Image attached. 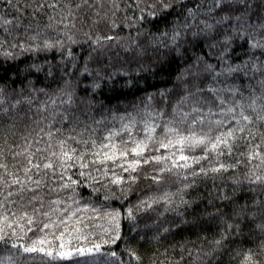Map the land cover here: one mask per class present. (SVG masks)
Returning <instances> with one entry per match:
<instances>
[{
  "label": "snow or ice",
  "instance_id": "obj_1",
  "mask_svg": "<svg viewBox=\"0 0 264 264\" xmlns=\"http://www.w3.org/2000/svg\"><path fill=\"white\" fill-rule=\"evenodd\" d=\"M109 3L101 15L89 0H0V68L4 72L0 80L21 82L20 98L11 103L0 88V117L13 121L8 127H15V114L27 104L28 118L36 126L25 138L26 147L13 153L14 158L26 157L22 169L10 171L0 160V245L8 252L0 257V264H24V256L29 257L27 264H115L118 253L104 252L103 246L122 238L123 217L119 209L106 212L115 228L105 231L114 238L88 244L81 217L87 219L89 212L99 215L100 209L91 196H83L85 189L98 194L103 182L105 187L117 185L124 192L125 182L135 183L140 166L153 161L162 166L145 174V179L157 185L165 172L173 170L183 172L187 181L188 175L238 169L243 160L226 163L225 157L231 158L240 147L246 149L239 154L246 157L248 170L242 177H232V196L217 190L219 200L227 204L207 217L209 224L219 221V230L208 250L197 248L194 258L191 251L188 256L192 264H205L218 252H227L238 264H259L257 255L264 251V240L254 252L245 246V238L246 234H264V0ZM89 10L94 16L88 30L82 31L77 23H87ZM120 12L122 18L117 15ZM125 29L127 37L120 35ZM78 33L82 39L77 38ZM84 45L88 52L81 63L82 51L75 48L83 50ZM149 48L155 62L182 60L187 67L180 69L174 88L148 93V103L134 113L112 111L111 120L120 126L109 128L105 117L94 118L95 96L107 85L114 92L117 78L128 73L113 68L111 56L107 64L102 57L121 49L126 53L124 63L136 62L139 70L147 71L150 65L146 67L140 59L146 58ZM92 63L100 66L92 68ZM108 68L113 70L105 71ZM57 73L63 86L54 92L36 87L41 75L44 81L53 82ZM73 77L77 87H72ZM25 81L32 95H24ZM80 82H84L82 88ZM132 83V79L125 81L126 85ZM78 88L87 97H81V102L88 105L79 116L73 111ZM41 94L44 100H39ZM157 96L160 107L151 103ZM100 107L104 108L103 103ZM80 116L92 119V127L85 124L78 131ZM101 125L105 135L97 139ZM158 129L163 130L159 138ZM161 149L165 151L160 153ZM149 151L160 154L145 156ZM190 186L185 182L178 190V201L176 194L165 190L139 201L136 207L161 205L159 215L173 212L183 217L181 206H191L184 199V190ZM126 212L129 221L137 220L132 206ZM172 223L176 227L189 224L187 220ZM163 231L167 233L169 228ZM73 239L88 246H74ZM128 256L127 261L120 256L119 264H132L133 260L139 264L141 257L135 250L129 249ZM176 264H185L184 256Z\"/></svg>",
  "mask_w": 264,
  "mask_h": 264
},
{
  "label": "trees",
  "instance_id": "obj_2",
  "mask_svg": "<svg viewBox=\"0 0 264 264\" xmlns=\"http://www.w3.org/2000/svg\"><path fill=\"white\" fill-rule=\"evenodd\" d=\"M90 3L95 5L101 12V15L107 11L110 7L109 0H89ZM103 5V7H101ZM119 17H123V13H117ZM94 16L93 10H89L86 15L87 23L81 25L77 23L78 28H82V31L88 30V24ZM27 22V21H25ZM46 22V21H45ZM128 30L125 29L120 33L121 36L127 37ZM132 35H135L133 31ZM78 39H82V35L77 34ZM77 52L82 51L80 62L83 63V56L87 55L88 48L84 45L83 50L79 47L75 48ZM119 52V56L116 53ZM191 55V53L189 54ZM112 57V65L115 69H126L128 75H121L117 78L115 84V91L110 92L108 88L111 85H107L102 93H97L95 96L96 103L92 105V111L94 118L100 120L101 117H105V124L109 128L115 126L119 128V123L111 120L112 111L118 113L132 112L134 113L139 108H142L147 101L148 93H156L162 89H172L177 83V75L180 69L187 67L182 60H174L167 63L155 62V56L152 53V49L149 48L146 53V58L140 59V63L146 67L150 65L147 71L139 70V64L136 62L124 63L126 53L121 49H113L112 52L105 53L102 57V63L107 64L108 57ZM52 57L50 56L49 59ZM59 59V57H56ZM23 67V62L19 65ZM100 65L92 63L90 67L96 68ZM112 68L105 69V71H112ZM3 69L0 68V75H3ZM59 73H57V81L48 82L44 81L43 75L40 77V82L36 83L37 88L47 87L49 91H55L58 86H63V81H59ZM15 79V77H13ZM31 79H36L31 77ZM73 79L72 87H77L75 77ZM132 79L133 83L126 85L125 81ZM24 95H32L25 81ZM84 86V82H80L79 88ZM0 88L4 89L5 95L9 98V103L20 98L18 93L20 92L21 82L16 80L15 83L9 79L0 80ZM77 89L76 100L77 104L73 106V111L79 116L80 112H84L88 105L81 102V97L85 100L87 97L84 93ZM45 97L41 94L39 100H44ZM100 103H103L104 108L100 107ZM156 107H160L161 101L157 96L152 102ZM118 106V107H117ZM28 105L22 104L19 111L14 116L15 127H8L13 121H10L7 117H0V150L3 151V162L7 163L8 169L14 171L15 169H22L26 164V157L22 155L13 157L14 152H20L26 147L25 138L28 137V133L35 129V125L29 120ZM168 112H171V107L168 108ZM87 124L90 128L93 125L92 119H88L84 116H80L77 130ZM59 126V125H57ZM142 127V126H138ZM163 130L158 129V136ZM105 135L103 131V125L99 126L97 131V139L102 138ZM139 135L142 137L143 133ZM127 139L126 136H123ZM18 146V147H16ZM35 149L33 148V151ZM244 147H240L233 152L231 158L225 157V162L235 163L236 160H243L238 169H229L226 172L214 174L209 172L207 176L199 175L198 177H192L188 175L187 181L184 180L183 172L180 174L176 170L172 172H165L163 174L164 179L161 184L157 185L151 179H145V174H153V169L162 165L153 161L150 164H142L140 170L136 173L139 179L135 183L125 182V191L121 192L119 186L108 184L105 187L102 182L99 187L101 191L98 194H93L90 189H85L83 196L85 198L91 196L93 205L100 209L99 215L95 213H87V219L81 217V222L84 225L82 228L83 233L87 236L88 244L98 242L104 238H114L110 236L108 231L113 230L115 226L110 223L109 217L105 215L106 212H110L113 209H119L121 212V232L122 238L116 241V244H109L103 246L104 252L116 251L118 253L115 258V264H119L120 256L127 261L129 259L128 250H135L141 257L139 264H176L181 256L185 258V264H192V259L189 258L188 253L191 251L192 258L196 256V249L203 247L208 250L211 247V240L218 232L217 220L214 224L208 223L207 213H212L216 208L224 209L227 201L221 202L217 195V190L220 192H226L229 196L233 195V180L232 177L239 175L243 176L248 170V164L246 157L240 156V152L245 151ZM165 150L161 149L160 153ZM155 151H149L144 155H156L160 154ZM198 154V153H197ZM44 155H47L46 153ZM130 155H132L130 153ZM207 167V161L202 162ZM259 163V161H255ZM127 166V165H125ZM116 171H120L116 169ZM2 172V170H0ZM158 174V173H156ZM127 177V173H123ZM108 179H111L109 177ZM193 181H195L193 183ZM49 182L51 177L49 176ZM187 182L191 186L184 190V199L191 202V206L183 205L180 208L181 212H185L183 217L176 216L173 212L165 213L163 216L159 213L163 212L161 205H153L151 208H139L137 205L139 201H147L149 197L159 195L161 192L167 190L176 194L175 199L178 201L180 197L179 189L183 187V184ZM47 192V188L44 189ZM108 195L109 199L104 200V195ZM98 196V198H97ZM18 199V198H16ZM209 200H212V204H209ZM243 203V198H241ZM250 203V201H249ZM130 206L134 209V214L137 217L136 221H129L127 217L126 209ZM181 220H187L189 224L176 227L172 221H175V225H180ZM195 222V227L192 223ZM133 225H136V230L133 231ZM169 228V232L165 233L163 228ZM62 231V229H61ZM31 236V234H29ZM39 235V233H37ZM58 235V233H57ZM75 236V233L73 234ZM51 239V237H49ZM261 240H264V234H257L254 237H248L246 234L245 246L251 247L254 252H257V245ZM67 241V237H66ZM74 246H88L84 244L83 240H72ZM183 245V251L181 250ZM8 252L5 251V247L0 245V257L5 256ZM19 255V254H18ZM95 255V254H93ZM219 257L218 264H238L237 259H233L227 252H218L215 257L205 260V264H217V258ZM38 259V258H37ZM82 259V258H76ZM259 264H264V251L259 252L257 255ZM24 264L29 261L28 256L23 257ZM68 264V262H65ZM132 264H137V261L133 260Z\"/></svg>",
  "mask_w": 264,
  "mask_h": 264
}]
</instances>
